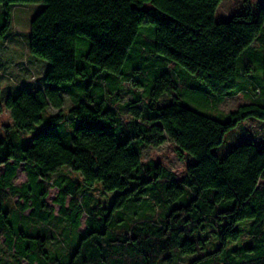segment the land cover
<instances>
[{
	"label": "trees",
	"instance_id": "16d2710c",
	"mask_svg": "<svg viewBox=\"0 0 264 264\" xmlns=\"http://www.w3.org/2000/svg\"><path fill=\"white\" fill-rule=\"evenodd\" d=\"M223 1L0 0L1 43L12 6L44 4L29 51L49 62L40 84L0 99L13 119L0 137V249L29 264H264V145L214 150L243 120L264 121V7L243 0L218 21ZM123 84L137 90L121 107L112 95ZM184 89L204 92L214 109L240 94L248 102L222 120L186 105ZM164 96L171 101L160 104ZM167 141L195 158L181 178L144 160V147ZM22 165L27 179L16 184ZM96 186L112 194L109 204L93 196ZM27 211L32 226L17 216ZM84 218L66 254L35 228L63 219L79 230Z\"/></svg>",
	"mask_w": 264,
	"mask_h": 264
},
{
	"label": "rangeland",
	"instance_id": "374dc122",
	"mask_svg": "<svg viewBox=\"0 0 264 264\" xmlns=\"http://www.w3.org/2000/svg\"><path fill=\"white\" fill-rule=\"evenodd\" d=\"M260 6L264 7V0H253ZM44 7L43 3H19L11 8V15L13 18V26L10 36L0 42V99H4V95L7 88L15 87L19 85L25 78L21 76L24 72V75H28L26 82L30 83L32 81L33 74H36L38 77H42L45 72L46 65L49 64L45 59H41L31 54L29 51V44L31 39V22L35 15ZM243 10V0H224L217 9V20L226 21L231 18L236 13H239ZM6 16L4 13V7L0 5V23L5 20ZM264 32V31H263ZM255 46L258 47V42L255 43ZM255 72L254 75L259 74L262 76V66L263 60L262 56H256L255 58ZM174 67L173 64L170 65ZM27 67L30 68L27 71ZM197 81L202 85L203 88H206V85L202 83L200 79L197 78ZM261 87H263V81L261 82ZM135 87L129 84H123L120 88L114 91L112 95L114 102L118 106L123 107L128 101L134 99L133 89ZM137 90V89H134ZM138 91L141 92L142 89L138 88ZM204 92L192 93L190 90L184 89L180 91V96L184 100V103L193 109L201 111L205 114L220 118L222 120L228 119L230 112L236 110L241 104L248 102L246 96L240 94L238 96L226 99L217 109H214L213 106L208 103L203 97ZM205 95V94H204ZM261 103L264 104V94L261 96ZM171 98L164 96L160 100V104L169 103ZM140 105L145 108L146 100L142 101ZM124 117L130 119L131 115L125 109L123 111ZM223 113V115L221 114ZM12 118L10 113L6 110L4 105H0V137L4 136L7 133L8 127H12ZM254 140L258 144L264 145V121L255 117L247 118L240 122L235 128L231 129L225 136L223 143L217 146L214 150L217 154L224 153L229 149L235 147L237 143L242 141ZM143 157L145 161H159L169 169L173 170L179 178L183 177L186 168L190 163L195 161V158L187 153L180 154L176 145L167 141L161 146H147L143 148ZM61 174H69L77 179H82L80 174H73L68 169H64L60 172ZM59 173V174H60ZM24 178V174L20 171L18 175L17 182L20 183ZM58 192V189H53L49 197V201L53 204L55 196ZM92 194L97 200H101L103 204H109L112 194H106L102 191L100 186H96L92 189ZM16 199L12 200V204ZM58 208V206H56ZM14 208V206H13ZM30 211L25 212L24 214H17L20 218L22 216V221L25 225L32 226L31 219H29ZM17 217V218H18ZM25 217V218H24ZM19 220V219H18ZM85 222V218L83 223ZM35 226V225H34ZM37 230H43L44 228L47 231H50L52 234V240L49 245V249L52 253H61L66 254L71 247L72 241L76 240L80 233H83L86 226L85 223L83 226L76 230L71 227L65 220L57 219L51 225L48 226H35ZM211 234H208V245L213 242V238H210ZM29 264L26 260L19 259L10 252H6L5 249H0V264Z\"/></svg>",
	"mask_w": 264,
	"mask_h": 264
},
{
	"label": "crops",
	"instance_id": "0c3cea01",
	"mask_svg": "<svg viewBox=\"0 0 264 264\" xmlns=\"http://www.w3.org/2000/svg\"><path fill=\"white\" fill-rule=\"evenodd\" d=\"M46 67H47V65H46ZM46 70V69H45ZM23 74H21V76L23 75V76H25V78H24V80L21 82V83H25V84H27L28 82H26V79L28 78V75H24V72H22ZM7 110V109H6ZM8 111V110H7ZM11 116V115H10ZM12 118V117H11ZM12 125H13V119H12ZM20 171L22 172V174H24V178H23V180L20 182V183H18L17 182V179H18V176H17V178H16V184H21L22 182H24L26 179H27V174H26V172H25V170H24V166L22 165L20 168H19V171H18V175H19V173H20ZM55 189V188H54ZM53 190V189H52ZM52 192V191H51ZM51 195V194H50ZM50 197V196H49ZM55 198H56V196H55ZM48 201H49V198H48ZM49 203L50 204H52L50 201H49ZM53 205L56 207V206H58L57 204H55V203H53ZM56 209L58 210L59 209V206H58V208L56 207ZM86 229V228H85Z\"/></svg>",
	"mask_w": 264,
	"mask_h": 264
},
{
	"label": "built area",
	"instance_id": "2783aa9c",
	"mask_svg": "<svg viewBox=\"0 0 264 264\" xmlns=\"http://www.w3.org/2000/svg\"><path fill=\"white\" fill-rule=\"evenodd\" d=\"M32 82L34 84H40V81L38 80V76L36 74H33V76H32Z\"/></svg>",
	"mask_w": 264,
	"mask_h": 264
}]
</instances>
